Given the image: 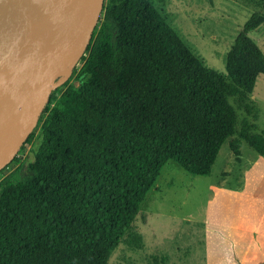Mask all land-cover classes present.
<instances>
[{"label": "trees", "instance_id": "16d2710c", "mask_svg": "<svg viewBox=\"0 0 264 264\" xmlns=\"http://www.w3.org/2000/svg\"><path fill=\"white\" fill-rule=\"evenodd\" d=\"M263 22L259 10L247 18L223 74L195 56L157 0H104L78 86L52 91L24 141L38 131L33 160L15 156L14 170L0 171V264H103L125 232L141 246L129 224L168 161L209 176L229 138L237 161L241 141L264 156L251 99L264 52L249 35Z\"/></svg>", "mask_w": 264, "mask_h": 264}, {"label": "rangeland", "instance_id": "374dc122", "mask_svg": "<svg viewBox=\"0 0 264 264\" xmlns=\"http://www.w3.org/2000/svg\"><path fill=\"white\" fill-rule=\"evenodd\" d=\"M157 4L171 26L191 44L195 56L206 66L223 74L225 53L244 22L256 10L264 16V8L248 0H157ZM249 35L264 52V22ZM80 61L74 65L68 78L52 90L57 96L58 91L68 85L78 86L74 72ZM67 68L68 65L55 82L64 78ZM251 99L259 114L254 123L257 130H264V75L258 76ZM230 102L239 120L246 117V113L238 108L233 98ZM248 119L252 120L251 117ZM36 135L32 144L23 143L13 156H20L25 167L33 160L34 152L40 144L38 131ZM229 141L230 138L222 144L212 172L206 177L193 176L177 163L168 161L129 224L132 231L141 235V246L133 248L127 245L124 242L127 235L125 232L109 250L103 264H207L203 232L209 231L210 255L220 257H213L217 264H230L227 257L233 254L240 258L239 238L234 232L240 211L227 205L228 196L223 198L214 191L218 182L222 181L232 191L242 189L238 188V181L244 171L249 175V186L255 192L258 189L262 191L264 156L241 141V163H237ZM7 165L2 171L3 175L11 173L15 168L10 162ZM226 172L228 175L224 176L222 173ZM245 206L242 209L247 214L246 219L255 220L258 215Z\"/></svg>", "mask_w": 264, "mask_h": 264}, {"label": "water", "instance_id": "95a60500", "mask_svg": "<svg viewBox=\"0 0 264 264\" xmlns=\"http://www.w3.org/2000/svg\"><path fill=\"white\" fill-rule=\"evenodd\" d=\"M104 0H0V140L35 111L31 125L14 136L0 171L36 126L51 91L85 53ZM73 57L64 78L63 63Z\"/></svg>", "mask_w": 264, "mask_h": 264}, {"label": "crops", "instance_id": "0c3cea01", "mask_svg": "<svg viewBox=\"0 0 264 264\" xmlns=\"http://www.w3.org/2000/svg\"><path fill=\"white\" fill-rule=\"evenodd\" d=\"M235 161L241 163V156L240 160L237 161L235 159ZM256 162L257 161H255L254 164H256ZM222 174L227 176L228 172ZM243 176L245 177V185H243ZM249 185V175L244 171L240 175V181H238V188L241 187L242 189L232 191L229 189V185L222 181L218 182V187L215 188L216 191H214L220 193L223 198L228 196L227 205L240 211L239 222L234 224V232L236 231L235 234L239 238V251L241 254L240 258L235 254L228 256L227 260L230 264H259L264 262V188L262 191L258 189V191L255 192L253 187ZM245 204L247 209H250L252 213L258 215L255 220L249 221L246 219L247 214L245 210L242 209ZM209 232H203V238L206 240L205 252L206 257H208L207 264H217L214 258L220 257L210 255Z\"/></svg>", "mask_w": 264, "mask_h": 264}, {"label": "bare ground", "instance_id": "6f19581e", "mask_svg": "<svg viewBox=\"0 0 264 264\" xmlns=\"http://www.w3.org/2000/svg\"><path fill=\"white\" fill-rule=\"evenodd\" d=\"M73 57L68 58L62 65H66L68 62L71 61ZM35 116V111L32 110L29 112V114L25 117L24 121L17 124V126L12 130L9 136H6V134H3L0 140V161L5 156V153L12 149L16 143V140L14 139V136H19L23 133V131L28 128L31 125V120Z\"/></svg>", "mask_w": 264, "mask_h": 264}]
</instances>
